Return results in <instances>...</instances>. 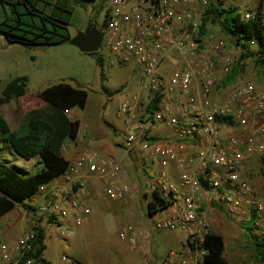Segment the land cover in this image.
Here are the masks:
<instances>
[{"label":"built area","instance_id":"2783aa9c","mask_svg":"<svg viewBox=\"0 0 264 264\" xmlns=\"http://www.w3.org/2000/svg\"><path fill=\"white\" fill-rule=\"evenodd\" d=\"M207 5L208 0H110L100 50L107 66L131 67L134 82L123 88L115 107L122 120L119 154L87 147L64 173L39 184L20 203V234L0 233V264H39V227L45 235L51 226L72 232L88 222L96 202L126 201L137 188L134 163L151 199L165 202L150 216L153 228L184 235L152 264H209L203 243L211 232L212 206L246 222L254 211L256 224L264 223V196L244 169L264 161V85L246 78L222 85L233 60L224 38L201 32ZM254 16L255 10H247L240 19ZM89 179L100 181L93 190ZM14 214L6 223L14 222ZM149 238L137 222L119 232L126 247L144 253ZM60 258L78 264L68 255Z\"/></svg>","mask_w":264,"mask_h":264},{"label":"rangeland","instance_id":"374dc122","mask_svg":"<svg viewBox=\"0 0 264 264\" xmlns=\"http://www.w3.org/2000/svg\"><path fill=\"white\" fill-rule=\"evenodd\" d=\"M109 6L110 0L76 4L69 24L70 37L84 31L90 24L102 29L104 14ZM247 10H256V7H249ZM207 32L224 38L232 56V65L238 63L241 66V71L234 76V79H255L264 85V68L255 65L251 57L238 61L241 49L223 35L217 23H209ZM97 55L104 59L103 76L99 75ZM131 69V67L107 66L106 56L100 49L96 54L80 52L75 45L67 42L46 46L43 50L34 49L20 43H10L0 34V95L3 86L12 78L20 75L28 77L26 92L21 98H13L9 102L1 103L0 114L8 121L12 131L18 134L26 133V121H22L21 113H17V107L23 112L30 108L42 107L43 104H37L43 102L37 92L45 86L65 81L88 92L85 108H74L72 113L83 122L98 121L102 138L117 149L113 144L119 142L120 137L115 135L108 125L122 126L121 117L116 115L115 107L117 101L123 98L121 92L123 88L134 87ZM114 93L116 94L111 96ZM68 113L73 119L72 113ZM92 150L99 152L98 147ZM11 153L6 143L0 141V162L7 160L8 165L24 168L29 173L39 168L37 158L25 161ZM244 169L249 173L253 187L264 196V179L259 174L260 169L264 170V161H252ZM140 170L139 163L132 164L131 179L137 188L126 201L96 202L90 214V222L88 220L86 224L74 228L72 232L67 231L70 227L64 225L46 227L45 257L52 264L69 263L61 260L60 257L63 255H68L80 264H152L153 259L161 256L168 248L176 247L175 241L184 238L182 233L161 234L152 226L153 220L146 208L151 196L145 190L143 184L146 179ZM130 207H134V211H131ZM20 208L21 204H16L15 209L10 213L11 215L17 213L14 222L8 224L13 233L11 238L18 236L21 231L20 222L17 220ZM132 212L136 215L132 216ZM211 215L213 216L211 232L220 234L225 241L226 264H264L256 261L254 257L253 246L246 236L248 221L246 222L245 218L232 216L222 206H212ZM130 222H137L140 227H145L150 232L148 240L150 247L147 248L146 253L131 250L119 240V232ZM2 226L0 223V227ZM61 229L66 231V238L62 236ZM253 230L256 234H264V223L255 224ZM148 255L151 256L150 259L146 258Z\"/></svg>","mask_w":264,"mask_h":264},{"label":"trees","instance_id":"16d2710c","mask_svg":"<svg viewBox=\"0 0 264 264\" xmlns=\"http://www.w3.org/2000/svg\"><path fill=\"white\" fill-rule=\"evenodd\" d=\"M94 0H0V34L10 43H20L26 47L42 42L47 46L62 42L70 43L69 24L74 6L78 3ZM256 16L248 20L240 19L237 6L224 7L208 0L207 8L201 14V32L207 33L209 23H217L223 35L241 49L238 61L251 57L260 68H264V13L262 1L256 7ZM96 54V52H92ZM99 64V75L103 76V59L96 56ZM241 71L236 63L222 79V85L228 86L234 76ZM27 75L12 78L3 86L0 104L18 99L26 92ZM45 102L42 107L33 108L21 113L22 121H26L27 132L18 134L9 128L8 121L0 114V141L6 143L15 156L30 161L37 158L39 168L29 173L24 168L8 165V161L0 162V217L11 211L16 204L29 199L38 189L39 184L47 183L64 173L68 160L61 152V144L65 139H75L80 121L71 119L67 111L86 106L88 92L78 86L61 81L45 86L37 92ZM22 111V112H21ZM224 121L231 122L229 119ZM259 174L264 179V170ZM163 200L151 199L147 202V213L151 216L158 207H164ZM256 214L246 224V236L253 246L256 261L264 262V234H256L253 230ZM46 235L43 227H39L36 249L39 264H49L42 256L45 250ZM224 238L220 234L209 232L203 243L208 250L206 262L209 264H226L224 256Z\"/></svg>","mask_w":264,"mask_h":264},{"label":"crops","instance_id":"0c3cea01","mask_svg":"<svg viewBox=\"0 0 264 264\" xmlns=\"http://www.w3.org/2000/svg\"><path fill=\"white\" fill-rule=\"evenodd\" d=\"M213 1L219 5L224 6V7H227L230 5L237 6L240 13H243L244 11H247V9L249 7H257L259 5V3L263 0H213ZM263 4H264V2H262V8H263V13H264ZM115 94L116 93L112 94L111 96H113ZM21 97L22 96H20L19 98H21ZM21 104L22 103H20V105ZM37 104L45 105V102L44 101L42 103L38 102ZM86 105H87V103H86ZM74 108H76V107H74ZM74 108L70 109L68 112L72 113ZM83 108H85V106ZM83 108H81V109H83ZM30 109H33V108H30ZM25 111H27V110H25ZM72 115H73V119H78L80 121V125L78 128V133H77L76 138L75 139H69V138L65 139L63 141V143L61 144V152L64 155V158H66L69 161L68 163L72 162L74 160V158L76 157V155H78V153H80L82 150H84L87 147L88 148L90 147L91 149L94 147H98L99 153H101V154H110L113 156H117L119 154V146H118L119 142L113 144V145L117 146V149L114 148V146H111V144H109V142H106V139L102 138L103 135H102L101 127L99 126L98 121L88 120L86 122H83L79 119V117L75 116L73 113H72ZM116 115H117V113H116ZM108 126L114 132L115 135L119 134V129H120L121 125L119 127H116V126H113L112 124H109ZM65 143H67L66 149L63 150L62 149L63 144H65ZM99 182L100 181L96 180V179H89L87 182V185H88L90 190H93L98 185ZM14 209H15V207L11 211H9L6 215H3L2 217H0V223L3 225L2 227H0V233L5 238H11L10 236H12V234H13V233H11V229L8 227V223H6V221H5V217L8 214H10ZM129 209H131V211H134V207H130ZM132 214H133L132 216L136 215L134 212H132ZM89 222H90V220H89ZM52 227L53 226H51L49 228H52ZM21 228H22V225L20 226V229ZM9 233H11V234H9ZM172 233H175V232H172ZM172 233H170V234H172ZM180 240L182 241V238H178L177 241H175L176 247L179 246ZM44 244H45V239H44ZM42 257L46 261H48L49 264H52L50 262V260L45 257V250L43 252ZM76 262L78 264H80L78 261H76ZM66 264H71V263L69 262Z\"/></svg>","mask_w":264,"mask_h":264},{"label":"water","instance_id":"95a60500","mask_svg":"<svg viewBox=\"0 0 264 264\" xmlns=\"http://www.w3.org/2000/svg\"><path fill=\"white\" fill-rule=\"evenodd\" d=\"M102 40V31L95 24H90L87 29L77 33L70 38V43L75 45L80 52L92 53L100 49ZM46 44L38 42L33 44L32 48L43 50Z\"/></svg>","mask_w":264,"mask_h":264}]
</instances>
